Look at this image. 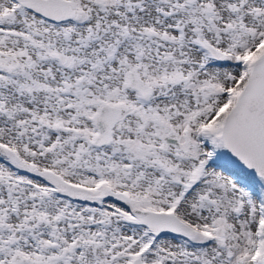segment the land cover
<instances>
[{
    "label": "snow or ice",
    "instance_id": "snow-or-ice-1",
    "mask_svg": "<svg viewBox=\"0 0 264 264\" xmlns=\"http://www.w3.org/2000/svg\"><path fill=\"white\" fill-rule=\"evenodd\" d=\"M0 264H264V0H0Z\"/></svg>",
    "mask_w": 264,
    "mask_h": 264
}]
</instances>
